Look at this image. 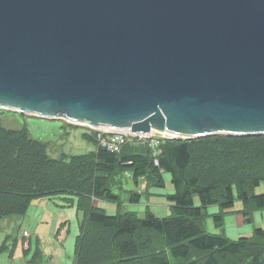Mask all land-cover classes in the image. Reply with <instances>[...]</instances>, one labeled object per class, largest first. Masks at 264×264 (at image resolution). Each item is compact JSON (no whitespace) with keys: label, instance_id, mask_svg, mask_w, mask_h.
Here are the masks:
<instances>
[{"label":"water","instance_id":"obj_1","mask_svg":"<svg viewBox=\"0 0 264 264\" xmlns=\"http://www.w3.org/2000/svg\"><path fill=\"white\" fill-rule=\"evenodd\" d=\"M0 109L264 135V0H0Z\"/></svg>","mask_w":264,"mask_h":264},{"label":"trees","instance_id":"obj_2","mask_svg":"<svg viewBox=\"0 0 264 264\" xmlns=\"http://www.w3.org/2000/svg\"><path fill=\"white\" fill-rule=\"evenodd\" d=\"M89 131L88 137L98 141L97 133ZM159 147L155 156L144 145L126 144L112 152L98 144L91 154L51 158L26 127H4L0 117V218L23 216L42 197L74 196L84 213L74 241V264H264V228L232 240L203 227L210 205L227 210L237 198L247 222L264 208V194L255 192L264 181V135L165 137ZM163 171L170 174L173 188L166 195L169 216L158 217L148 207L142 215L120 210L111 215L93 205V199L119 205L125 172L134 182L146 177L163 188ZM140 197L131 192L129 201L138 203ZM212 217L221 227L223 213Z\"/></svg>","mask_w":264,"mask_h":264},{"label":"rangeland","instance_id":"obj_3","mask_svg":"<svg viewBox=\"0 0 264 264\" xmlns=\"http://www.w3.org/2000/svg\"><path fill=\"white\" fill-rule=\"evenodd\" d=\"M12 111L4 110L1 112L0 109L3 126L15 129L26 127L31 138L38 139L46 145L47 154L51 158L91 154L98 145V141L94 142L88 137L89 128L86 127L88 125L77 123L68 125L66 121L60 119H46ZM165 137L167 136L165 135ZM120 178L122 180V191L119 205L116 202L95 199L96 206L112 214L120 210V212L133 211L142 215L144 208L150 204L154 214L158 217H166L172 214L170 203L164 195L154 193L155 195L150 196L148 194L152 186L149 178H139L134 182L128 172L122 174ZM165 178V190L160 188L163 190H160L159 193L166 194L168 192L172 194L173 188L169 176L166 174ZM113 190L120 194L116 189ZM132 191H140L142 198L141 205L134 210L129 209L128 204L129 194ZM255 192L264 194V181L260 182L259 186L255 188ZM66 198L70 199L66 200ZM76 202L77 198L74 196L55 195L42 197L34 200L31 210L23 216L1 217L0 247L4 239L8 238L4 243L5 247L0 249V264H27L26 260L24 261L22 237L17 233V221L23 219L28 221L26 215H30L32 211L34 212V209H38L43 213L42 218L39 219L40 221H35L34 223L35 226H38L35 234L39 237L40 245L45 252L42 255V257H45L43 264H72L74 259V241L79 233L78 221L80 218ZM240 209H242V203L236 198L231 211L223 217L224 225L222 229L214 226L212 217H203L205 219V230L212 234H226L230 228H239L240 225L237 224L235 217L238 214L237 210ZM259 213L264 216V209L260 210ZM207 214L208 211L206 212ZM29 220L31 219L29 218ZM253 226L251 223L245 222L242 227L244 233L241 236L252 237ZM262 227L264 228V222ZM173 264H186V262L177 260L173 261Z\"/></svg>","mask_w":264,"mask_h":264},{"label":"crops","instance_id":"obj_4","mask_svg":"<svg viewBox=\"0 0 264 264\" xmlns=\"http://www.w3.org/2000/svg\"><path fill=\"white\" fill-rule=\"evenodd\" d=\"M67 123H68V125L71 124L69 122H67ZM21 128H23V127H21ZM21 128H19V129H21ZM89 133H90V131L88 130V134ZM133 145H136V144H133ZM81 155H84V154H81ZM166 174L169 176V179L171 180L170 174L167 173V172H165V171H163L162 172V176L164 178V181L166 180V178H165V175ZM131 177H132V175H131ZM160 188L161 187L151 186L150 189H149V191H148L149 192L148 194H150V196H152V195H155L154 193H158V194L164 195L165 197H166V195L170 194L168 192L166 194L159 193L160 190H163V189H160ZM164 190H165V188H164ZM132 192L140 193V191H132ZM92 202H93V205L96 206L95 199H93ZM141 203H142V198L141 197H140V200H139L138 203H132V202L129 201V198H128L129 209H131V210L136 209V207L139 206V205H141ZM195 203H196V205L199 204L198 199H195ZM32 206H33V202L30 204L27 212H29L31 210ZM208 207H210V208L208 209ZM208 207L206 209L208 211L207 217H212L214 214L218 213L219 211H221L223 213V217H224L225 214H227L228 212H230L231 211V208H232L231 207V208H229L227 210H221L218 205H210ZM148 208L154 213L153 208L150 207V204H148ZM170 208H171V204H170ZM263 209H257V210H255L253 212V214H252V219H251L250 222L245 221V217L242 215V209L237 210L238 214L236 215L235 220H236L237 224L240 225V227L239 228H230L229 230H227L226 234L225 233L224 234L223 233H219V234H223V235H225L226 237H228L229 239H232V240L238 239L240 237H246V236H241L244 233L243 230H242V227L245 225V222L248 223V224L251 223L252 225H254L253 228H252L253 231H254L255 228H259V227L263 228L262 227V223L264 222V216H263L262 213H259V211L260 210H263ZM77 212H79V214H80L79 215L80 218H79V221H78V230H79V223H80V221H82L83 214L84 213L82 211H80V210H78ZM116 213H113V214H116ZM171 213H172V209H171ZM108 214H111L112 215V213H108ZM26 216H27L26 218H27L28 221H26L25 219L18 220L17 221L18 222V225H17V227H18L17 228V233L19 235H21V237H22L23 255L25 257L24 261L26 260V262L28 264L31 261H33L34 260V257L37 255V259L34 261V264H40V263L43 264V262L45 260V257H42V255L45 252L43 251L42 246L40 245L39 237L36 236V234H35V231H36V229H37L38 226H35V224H34L35 221H37V222L40 221L39 219L42 218L43 213L40 210H38V209H34V212L32 211V213L30 215H26ZM29 218L31 220H29ZM212 219H213V217H212ZM213 224H214V221H213ZM223 225H224V219H223L222 226L221 227H218V228H221L222 229ZM214 226H215V224H214ZM203 227L205 229L204 221H203ZM24 231H26L28 234L25 235L23 233ZM7 238L8 237H6L4 239V241H3L2 246L4 245V247H5V244L4 243L7 241ZM73 254H74V249H73ZM74 262H75V257L73 259L72 264H74Z\"/></svg>","mask_w":264,"mask_h":264},{"label":"built area","instance_id":"obj_5","mask_svg":"<svg viewBox=\"0 0 264 264\" xmlns=\"http://www.w3.org/2000/svg\"><path fill=\"white\" fill-rule=\"evenodd\" d=\"M91 131L97 133L98 144L112 152H118L126 144L144 145L153 150V155L157 156L160 153L159 144L165 135L162 133L131 131L130 129H103L86 126ZM91 128V129H90ZM157 163L156 159L154 160ZM25 235L28 233L23 232Z\"/></svg>","mask_w":264,"mask_h":264},{"label":"bare ground","instance_id":"obj_6","mask_svg":"<svg viewBox=\"0 0 264 264\" xmlns=\"http://www.w3.org/2000/svg\"><path fill=\"white\" fill-rule=\"evenodd\" d=\"M103 129L109 130V128H103Z\"/></svg>","mask_w":264,"mask_h":264},{"label":"clouds","instance_id":"obj_7","mask_svg":"<svg viewBox=\"0 0 264 264\" xmlns=\"http://www.w3.org/2000/svg\"><path fill=\"white\" fill-rule=\"evenodd\" d=\"M72 124H75V123H72Z\"/></svg>","mask_w":264,"mask_h":264}]
</instances>
